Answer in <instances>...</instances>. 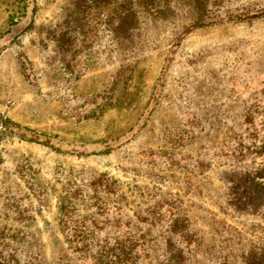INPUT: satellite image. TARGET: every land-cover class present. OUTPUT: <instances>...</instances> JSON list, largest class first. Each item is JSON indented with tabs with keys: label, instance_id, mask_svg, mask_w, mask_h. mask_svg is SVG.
Listing matches in <instances>:
<instances>
[{
	"label": "rangeland",
	"instance_id": "374dc122",
	"mask_svg": "<svg viewBox=\"0 0 264 264\" xmlns=\"http://www.w3.org/2000/svg\"><path fill=\"white\" fill-rule=\"evenodd\" d=\"M23 2L0 56V264H264V0Z\"/></svg>",
	"mask_w": 264,
	"mask_h": 264
},
{
	"label": "crops",
	"instance_id": "0c3cea01",
	"mask_svg": "<svg viewBox=\"0 0 264 264\" xmlns=\"http://www.w3.org/2000/svg\"><path fill=\"white\" fill-rule=\"evenodd\" d=\"M11 0H0V56H4L8 51H15L18 48L19 40L24 34L27 33L23 25L27 23V19L31 17L30 14V3L23 4L17 7V12L12 13L8 9V5ZM30 14V15H29ZM158 82V80H157ZM158 85V83L156 84ZM157 87V86H155ZM149 101L148 105L150 104ZM147 105V106H148ZM91 105H85L84 118L90 120L100 114L99 105H95L92 108H88ZM98 107V108H97ZM71 113V110H69ZM69 113V115H70ZM133 130V129H132ZM85 134V133H84ZM48 146L52 149L71 153L73 155L78 154H89L91 152L100 153L104 148L107 147L105 141L100 142H82L78 138L72 141L61 140L58 136L51 135L45 140ZM109 146V145H108Z\"/></svg>",
	"mask_w": 264,
	"mask_h": 264
},
{
	"label": "trees",
	"instance_id": "16d2710c",
	"mask_svg": "<svg viewBox=\"0 0 264 264\" xmlns=\"http://www.w3.org/2000/svg\"><path fill=\"white\" fill-rule=\"evenodd\" d=\"M0 128H1V126H0ZM108 145H109V146H108ZM110 147H111V144H107V147H105L104 149H105V150H109V149H111ZM105 150H103V151H105Z\"/></svg>",
	"mask_w": 264,
	"mask_h": 264
}]
</instances>
